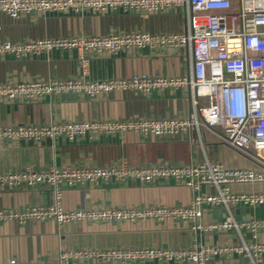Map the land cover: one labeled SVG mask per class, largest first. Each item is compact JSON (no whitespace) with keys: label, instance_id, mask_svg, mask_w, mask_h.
<instances>
[{"label":"built area","instance_id":"obj_1","mask_svg":"<svg viewBox=\"0 0 264 264\" xmlns=\"http://www.w3.org/2000/svg\"><path fill=\"white\" fill-rule=\"evenodd\" d=\"M147 13L181 9L185 27L180 32H129L73 36L10 42L0 37V55L29 56L53 49L77 50L82 66L85 53L114 55L143 47L184 49V74L133 75L129 78L92 80L79 78L48 81L0 83V102H33L43 96L79 93L97 97L112 91L149 93L167 88H187L190 111L182 118H126L101 121L0 124V142L40 143L45 139H96L101 135L133 132L173 138L186 132L201 134L207 129L230 148L255 162L256 167H227L207 159L195 163H156L131 165L125 159L107 165L26 167L21 171L0 172V189L32 188L46 185L54 202L33 205L22 213L0 210L3 217L19 221L31 219L69 223L90 222H188L197 235L234 231L238 242H196L188 247H112L59 251L54 259L22 262L7 258L0 264H72L89 260L95 264L130 262L206 264L214 258L236 256L249 264H262L264 241L254 240L264 230L263 218L237 220L231 209L238 205H264V191H235L233 185L264 183V0H0V13L19 17L35 12L112 10ZM136 181L157 184L173 181L193 191L187 205L145 207H95L65 209L61 196L65 187L99 181ZM213 187V191H207ZM223 208L225 216L204 220L205 208ZM248 233L250 240H245Z\"/></svg>","mask_w":264,"mask_h":264},{"label":"crops","instance_id":"obj_2","mask_svg":"<svg viewBox=\"0 0 264 264\" xmlns=\"http://www.w3.org/2000/svg\"><path fill=\"white\" fill-rule=\"evenodd\" d=\"M185 27L181 9L147 13L121 9L103 13L89 11L35 12L19 17L0 13V37L10 42L105 35L108 33L149 32L153 34L180 32ZM83 67L77 50L53 49L29 56L0 55V83L17 81H48L79 78L86 74L92 80L129 78L133 75L184 74L187 55L184 49L143 47L120 51L114 55L95 56L85 53ZM190 111L187 88H167L139 93L131 90L112 91L97 97L77 93L50 94L33 102H0V124L51 123L63 121H101L126 118H182ZM125 159L131 165L156 163H195L205 159L227 167L254 168L246 155L230 148L213 132H186L173 138L125 132L101 135L96 139L82 137L74 142L64 138L45 139L40 143L0 142V172L21 171L26 167L48 169L55 166L107 165ZM235 191H264V183L236 184ZM213 191V187L205 189ZM193 191L173 181L141 184L124 180L99 181L94 184L65 187L61 205L65 209L95 207H145L187 205ZM54 202L46 185L32 188L0 189V210L22 213L33 205ZM223 208H205L204 220H218ZM237 220L263 218L264 205H238L231 209ZM250 240L248 233H243ZM234 231L194 233L188 222H90L59 224L53 219H0V262L15 258L22 262L54 259L59 251L76 249H107L112 247H188L198 242H238ZM256 241H264L261 230ZM236 256L214 258L206 264H246ZM264 264V252L261 255ZM72 264H95L89 260ZM118 264V263H110ZM127 264H191L130 262Z\"/></svg>","mask_w":264,"mask_h":264},{"label":"water","instance_id":"obj_3","mask_svg":"<svg viewBox=\"0 0 264 264\" xmlns=\"http://www.w3.org/2000/svg\"><path fill=\"white\" fill-rule=\"evenodd\" d=\"M222 211H223V210H222ZM223 212H224V211H223ZM223 214L225 215V213H223ZM244 261H245L246 264H249V263H248V260H244Z\"/></svg>","mask_w":264,"mask_h":264}]
</instances>
